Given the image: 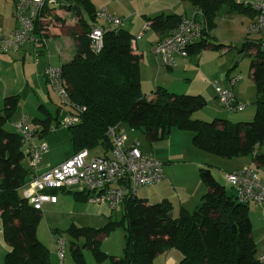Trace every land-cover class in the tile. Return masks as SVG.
<instances>
[{
	"label": "trees",
	"instance_id": "16d2710c",
	"mask_svg": "<svg viewBox=\"0 0 264 264\" xmlns=\"http://www.w3.org/2000/svg\"><path fill=\"white\" fill-rule=\"evenodd\" d=\"M57 1L59 5L52 8L71 12L77 28L72 34L74 55L60 66L68 85V113L80 118L77 124L68 127L73 153L100 147L108 155L112 142L106 131L126 123L132 130L141 131L149 143L163 140L176 128L190 131L193 146L201 151L226 159L249 156L257 165H264V153H257L264 144V50L258 41L241 44L242 49H249L253 55L249 64L256 91L253 119L232 123L214 118L207 122L191 117L206 105L202 94H177L157 86L154 98L146 99L141 89V56L134 54L132 48L135 37L122 25L115 30L98 23L91 0ZM188 1L196 19L205 23L203 36L187 49L188 56L201 52L207 45L223 46L208 43L222 5L228 11L245 12L251 18L255 15L250 7L233 0ZM182 17L178 13H160L147 17L146 22L150 29L167 36ZM94 26L103 27L99 51L91 49L88 38ZM18 103L19 95L8 96L0 109V222L4 242L10 248L4 264H53L49 250L36 233L41 209H35L20 194L30 170L22 164L26 153L20 134L14 128L13 131L6 128V124L12 123ZM63 107L59 104V108ZM45 116L34 119L41 125L42 136L50 133L48 125L52 120L58 121V117H50L47 112ZM198 176L206 192L191 210L179 207L173 216L170 201L148 203L134 196L124 202L121 222L109 217L100 228L71 226L68 231L76 239L84 238L82 246L91 248L97 264H103L106 258L109 264H152L158 254L171 248L181 253L180 264H259L247 204L239 202L235 192L217 182L209 167H199ZM60 191L72 193L75 199L86 201L89 197L86 192ZM118 223L125 229L122 255H107L99 248L100 238ZM72 256L75 264H85L81 247L74 246Z\"/></svg>",
	"mask_w": 264,
	"mask_h": 264
},
{
	"label": "built area",
	"instance_id": "2783aa9c",
	"mask_svg": "<svg viewBox=\"0 0 264 264\" xmlns=\"http://www.w3.org/2000/svg\"><path fill=\"white\" fill-rule=\"evenodd\" d=\"M241 3L255 12L247 30L264 33V0H241ZM58 5L57 0H16L13 15L17 26L8 34H0V53L9 49H20L27 42H31L38 55L46 36L43 27L46 15L54 11L52 7ZM96 18L115 30L123 24L122 18L111 15L105 9L97 10ZM147 27L148 23L145 22L141 30L144 31ZM204 30L205 23L196 19L195 12L184 16L167 36L155 44L153 51L163 65L171 67L176 55L188 56L187 49L201 39ZM139 35L132 40V47ZM88 38L91 49L99 51L103 43V27H92ZM258 42L260 49L264 50V38ZM43 75L57 96L59 104L69 106L68 85L60 67L48 65L44 68ZM237 80L238 76L231 78L227 86L213 83L217 101L229 112L241 111L245 107L236 101L232 90ZM79 121L77 114L67 113L58 121L49 123L48 131L53 132L59 126L70 127ZM11 126L20 134L30 162L29 178L21 187V193L35 209H41L45 202L56 201L55 194L50 191L65 190L89 193L88 201L105 203L111 211H121L124 202L136 196L139 187L155 186L164 178L162 163L143 153L138 142L128 140L127 135L121 132L118 126L109 127L106 131L112 142L108 155H91L90 150L82 149L61 163L38 172V163L47 151V144L35 141L36 132L29 127L25 116L12 122ZM225 179L233 188L239 202L264 204V179L259 176L255 166H243L226 173ZM56 242L57 256L61 260L64 257V240L57 237ZM256 258L259 264H264V251L258 253Z\"/></svg>",
	"mask_w": 264,
	"mask_h": 264
},
{
	"label": "rangeland",
	"instance_id": "374dc122",
	"mask_svg": "<svg viewBox=\"0 0 264 264\" xmlns=\"http://www.w3.org/2000/svg\"><path fill=\"white\" fill-rule=\"evenodd\" d=\"M96 10L105 9L111 15H115L121 8L125 6L123 0H91ZM176 1L175 10L178 14L190 13L192 11V6L188 0H172ZM236 3L241 2V0H233ZM13 0H0V14L4 13L8 15V5L12 3ZM14 11V10H12ZM14 13V12H13ZM12 13V14H13ZM71 12L65 10H54L46 15V21L44 22L45 35L54 34L60 29L65 28V23L68 21ZM11 16V15H10ZM87 16V15H86ZM117 17V15H115ZM120 18V17H119ZM252 18L245 12H240L238 10L228 11L225 6L222 5L220 11L215 17V26L210 30V35L208 37L209 44H222L221 47H211L207 45L202 48V51L185 57V68L181 67L179 70V76L184 78L185 83H189L188 79H193L199 81L200 78L207 81L211 86V94H203L206 99V105L191 114L192 118L200 119L203 121L210 122L214 118H225L232 123L239 121H250L253 119L255 106L254 101L256 99V91L254 83L249 75V64L253 55L249 49H242L243 41H258L264 38V33L249 32L247 26L251 22ZM13 21L16 22L15 17ZM101 24V21H98ZM105 24V23H104ZM142 29V26H141ZM141 32V31H140ZM137 33V35L140 34ZM55 35V34H54ZM142 40L135 39L139 46H144L147 50L152 52V42L149 38L152 35V31L146 30L143 33ZM59 39V36L57 37ZM61 41V40H60ZM154 56V54H153ZM183 57V56H181ZM154 58V57H153ZM71 59V58H70ZM68 59L67 61H69ZM200 61V70H198V62ZM164 67H166L164 65ZM201 67L205 70H201ZM238 76V80L232 86V90L238 102L244 105V109L236 112H229L223 108L219 102L214 97V89L211 82H216L222 86L228 85V79L231 77ZM188 78V79H187ZM201 87L197 83H192L191 93L174 92L177 94H196L194 92V86ZM176 88H179L178 84H174ZM215 94V93H214ZM216 111H221L220 115H214ZM18 111V109H16ZM15 112L17 113V111ZM56 108H52L51 112L55 116ZM63 116L67 112V107L64 106ZM26 111L27 120L29 127H34V119L40 118L44 119L46 116L44 113L37 111V115H32ZM15 114V113H14ZM14 117V115H13ZM20 120V119H19ZM122 128L129 129L126 123L119 124ZM6 128L13 131L11 123L6 124ZM120 130V129H119ZM129 131V130H128ZM134 133L139 137L141 144L144 149L149 150V152H155L152 143H149L141 131L133 130ZM169 155L162 160L163 162V172L167 174L166 181L173 177V184L168 183L169 189L166 187L167 195L171 197L172 202H176L177 194L182 195L187 191V183L189 182L191 176L195 173V166L193 164V151H198L200 153L201 160L209 159H219L223 160L227 167H231L235 164L236 157L230 159H223L215 156L211 153L198 150L193 146L191 137L192 133L190 131L178 130L172 128L170 133L164 138L170 139ZM46 143L48 145V153L44 155V158L49 160L52 164H56L61 161L65 156L71 153V141H70V130L68 127L59 126L55 131L48 133L46 138ZM166 153V150L163 151ZM91 155L102 154V149L96 147L90 151ZM23 161V160H22ZM211 162V161H210ZM24 166L30 167V162L26 158L23 163ZM213 164V163H209ZM212 169L211 167H209ZM167 170V173H166ZM220 170V169H218ZM170 182V181H169ZM228 185V184H227ZM154 187V186H151ZM139 187L137 189L136 196L144 198L148 203H156L158 199L154 196H150L153 188ZM228 190L230 186H226ZM21 194V192H20ZM166 194V193H164ZM56 202L50 203L45 202L41 207V218L37 224L36 233L38 239L47 247L49 254L53 255L55 259L60 261L62 264H75L72 256V248L74 246L81 247L82 254L85 260V264H97L93 251L91 248L83 247L84 238H74L73 235L68 231L71 226L81 227L89 226L93 228L102 227L108 220L105 215L99 210H106L107 213L111 214L112 220L121 222L123 219L121 211H111L107 208L105 204L98 205L85 200L75 199L72 193L57 191L55 192ZM167 200V199H166ZM172 215L175 216L177 212L176 203L172 204ZM192 209V207H190ZM190 209V210H191ZM94 214H96L94 216ZM108 215V214H106ZM57 237L64 240V257L59 260L57 256ZM125 243V229L121 223L115 225L107 235L102 236L99 241V248L102 252L107 255H122ZM103 264H109V260L106 258Z\"/></svg>",
	"mask_w": 264,
	"mask_h": 264
},
{
	"label": "crops",
	"instance_id": "0c3cea01",
	"mask_svg": "<svg viewBox=\"0 0 264 264\" xmlns=\"http://www.w3.org/2000/svg\"><path fill=\"white\" fill-rule=\"evenodd\" d=\"M123 1L125 6L121 8L118 12H116L115 15H117V17L122 18V27L129 31L133 35V37H135V35L141 31L139 38H137L139 40H142L144 36L143 33L146 30L150 29L148 26L144 31L141 30V26H143V24L146 22L147 17H153L160 13H177L174 8V2L176 1L172 0ZM15 2L16 0H13L12 3H9L8 15H5L4 13L0 14V34H8L17 26V22L13 21L14 11H12L14 10ZM194 12V9H192L189 14L183 13L181 15L183 17L190 16ZM76 30L77 28L75 27L74 18L69 17L68 21L65 23V28L63 30L60 29L59 31L55 32V35L50 34L45 36L43 46L40 49L41 52H39L38 55L36 54V48L34 44L31 42H27L20 49H9L4 53H0V109L2 108L3 99L5 97L19 95V103L17 106L18 111L16 110L17 113L15 112L14 117H12V122L18 121L23 116L27 118L26 111H29L28 113H31L32 115H37V111L44 113V115L47 112L51 117L53 116L51 109L56 108L55 116L59 119L63 115L65 111L63 110V108H59V100L54 94V92L51 90L49 84L47 83L43 75V70L48 65L52 67H60L63 62H66L68 59L72 58L75 51V42L72 34ZM150 30L152 31V35H150L149 38L153 46L152 52L149 49L147 50L144 46H139L136 41L137 39L135 40L134 45L132 47L134 54L141 56L139 64L141 89L146 99L149 100L154 98L155 89L157 86H163L171 92L182 91V93H191L190 86L193 82L201 85V87H199L198 85L197 87L194 86L193 93L202 95L207 93L211 94V86L207 81L203 80L202 78H200L199 81L194 80V78L192 80L187 78L189 83H185L184 78L182 76H179V70L181 69V67H186L185 57L176 55L174 57V65L171 67L165 65L166 67H164V65L160 62L158 56L155 55L153 48L155 44L160 39L164 38L166 35H162L161 33L155 32L152 29ZM58 36L59 39L57 38ZM198 64V70H200V61L198 62ZM201 70L205 71L202 67ZM176 83L179 85V88H176L174 86V84ZM213 83L216 82H211L212 85ZM213 95L215 97L214 93ZM40 106L41 108H39ZM216 110L217 109L215 108L214 115H220V113H222L221 111ZM33 119L41 120L40 118ZM33 122L34 127H32L31 129L36 132L35 141L37 143H46L45 140L48 134H45L44 136L40 135L41 125L37 121ZM118 129H120L121 132L127 135L128 140L137 141L143 153L149 154L158 161H160L162 163L163 169L162 160L165 159L167 155H169L168 150L170 148L171 137L170 139H167V141H165L166 139H163L152 143V148L155 152H149V150L143 148L139 137H137V135L130 127L128 131L125 128L121 129V126L118 125ZM71 150V153L65 156L61 161L57 162L56 164H52L49 160L44 158V155L48 153L47 145V151L42 155L38 163V172L44 171L51 166L61 163L73 154V149L71 148ZM165 150L166 153H163V151ZM193 152V164L195 166V173L193 176H191L189 182L187 183L188 187L185 194H177L176 202H172L173 200L169 195H167V192L165 191L166 187L168 189L170 188L168 186V183L173 184V177H170V182H167V174L163 172L164 178L160 183H158L154 187H151L153 188V191L151 192L150 196H155L158 199L157 201H159L160 199H167L173 205L174 203H176L177 209L179 207H184L189 210L191 209L190 207H192L193 209L199 203L201 196L206 192V187L198 176V168L202 166L211 167V172L215 180L225 186H228L225 179V174L233 170L239 169L243 166H255L259 173V176L264 179V165H257L251 160V157L249 156L236 157V159H234L235 164L231 167H227L223 160L209 159V162H206L207 160H201V158L199 157L200 153H198L196 149ZM257 153H264V144L259 147ZM25 158L29 160L28 156H25ZM26 168L30 170V167ZM86 201L90 202L88 200ZM97 204L102 205L105 203ZM105 205L107 206V204ZM247 206L248 216L251 222V237L256 245V251L258 254L264 251V204L254 205L253 203H248ZM107 208L109 209L108 206ZM99 211L105 215L107 220L109 217H111V214L107 213L106 210ZM95 215L96 214H94V216ZM9 249V246L4 242L0 222V264H4V257L5 254L9 251ZM49 259L53 264L57 263V260L53 255L49 254ZM180 260L181 253L176 249L171 248L163 253L158 254L154 258L152 264H180ZM58 264L62 263L58 261Z\"/></svg>",
	"mask_w": 264,
	"mask_h": 264
}]
</instances>
